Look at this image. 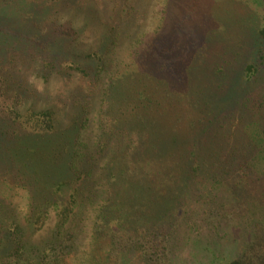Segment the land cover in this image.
Here are the masks:
<instances>
[{
  "label": "trees",
  "instance_id": "obj_1",
  "mask_svg": "<svg viewBox=\"0 0 264 264\" xmlns=\"http://www.w3.org/2000/svg\"><path fill=\"white\" fill-rule=\"evenodd\" d=\"M35 1L19 0L15 20L0 11V264H176L177 243L194 230L182 231L187 212L180 210L183 199L194 197L192 204L203 198L198 214L209 223L243 234L237 255L219 256L215 264H264V0L226 1L257 13L256 43L242 67L238 53L202 70H193L202 61L193 52L194 30L176 31L168 19L174 0H156L154 14L162 21L112 70L106 68L110 48L127 38L126 27L141 23L154 0ZM74 1L78 6L70 8ZM72 9L70 19H62ZM88 38L98 42L94 51L82 47ZM178 61L185 65L182 75ZM234 63L239 67L231 72ZM130 65L146 70L148 87L142 75L135 87L119 78ZM104 68L109 82L86 151L76 146L93 88L68 93L75 117L65 126L51 108L24 103L37 93L30 71L43 83L76 74L93 86ZM189 70L205 75L208 86L193 87L194 78L184 74ZM221 76L231 90L219 92ZM170 77L175 84L188 79V99L172 84L179 99L168 96L163 84ZM168 127L177 134L169 137ZM192 132L195 139L185 146ZM89 211L95 215L87 247L78 253V222ZM51 213L54 223L39 235Z\"/></svg>",
  "mask_w": 264,
  "mask_h": 264
},
{
  "label": "rangeland",
  "instance_id": "obj_2",
  "mask_svg": "<svg viewBox=\"0 0 264 264\" xmlns=\"http://www.w3.org/2000/svg\"><path fill=\"white\" fill-rule=\"evenodd\" d=\"M227 0H174L173 5L167 13L170 15L168 18L170 22L176 24L175 30L177 29L181 32H188L189 30H194V38L197 41V49L193 50L196 53L201 54V60L197 64L194 65L193 70H202L208 68V66H212V60H218L222 63L228 62L231 60L233 55H237L238 53H243L238 55L240 58V67L247 61L248 53L250 52V48L252 49L256 43L255 39L252 36L256 35L255 27V19L257 17V13L252 11L253 6L244 7L245 4L243 2H234L232 5H229ZM5 2L10 3V8L0 0V11L9 17L15 14V10L20 9L19 0H6ZM41 2L40 0L35 1V4ZM61 2L72 4L71 0H63ZM102 4H107L108 0H101ZM26 3V0H22V5ZM79 4V1H74L73 5H70V8H75ZM156 0L154 3L149 4L150 7L146 13L143 15L141 23L132 24L126 27L128 33L125 34L127 38H122L118 40L113 48H110L111 55L107 56V60L109 61L106 65V68H110L111 70L116 68L119 65H124L127 63L130 58V54L134 53L136 49H138V45L140 44V40L143 38L146 39L153 32V29L159 24L158 22L162 21L156 16L154 12L159 8L155 6ZM89 5V3H88ZM244 5V6H241ZM250 5H252L250 3ZM155 6V7H154ZM154 8V9H153ZM84 10V7H83ZM74 12V9L71 12L64 13L62 19H70V16ZM108 14V12H107ZM12 19V18H11ZM10 19V20H11ZM79 19L78 16L73 18V23L76 24V21ZM15 20V18H14ZM113 25V23H112ZM90 29L87 28V31ZM91 31V30H90ZM87 33V32H86ZM180 39H185L182 35ZM98 40V39H96ZM99 46L98 42L86 39V44H82V47L86 49L87 52L94 51V49ZM183 55V52H181ZM178 65L181 66L178 69V73L180 75L183 74V66L184 63L178 61ZM131 66V65H130ZM239 65L234 63L230 69L238 68ZM104 68L106 71L104 75L101 76V81L98 82L97 85L90 86L88 80L79 79L76 74L71 75V78L68 80L56 79V77L51 78L47 83H43L44 81L41 79H37L35 74L31 71L29 72V80L33 83V86L36 90V98H27L24 99V103L31 104L34 103V107L36 109L42 108H51L55 117L63 123V126L69 125L71 120H74V117L70 115V97L68 95L69 92H72L75 89L79 91H84L85 87H91L94 89L93 95L95 96L92 105L89 106L90 113L86 115V126L82 128L81 141H79L76 147L79 149H87L91 148V144L94 142L97 134V113H98V103L99 97L102 94L103 87L106 86L109 82V73L110 71ZM136 67H129V70H124L123 73L119 76L122 77L123 82L132 84L133 81H138L139 76L142 75L144 79V86H149L151 82V78L145 76L147 74L145 69L137 72L134 71ZM193 70H189L184 74L188 77L194 78L190 80V84L193 87L202 90L205 89L207 85V77L203 74L195 73ZM233 69L231 70V72ZM233 77V75H230ZM187 77V78H188ZM228 78V77H227ZM221 82L223 87L219 89V92H223L230 88L229 85L227 87V79L224 80L223 76L218 80ZM163 87L166 88L168 96L173 97L175 99H179V96H172V89L178 88L182 90L183 94L180 95V98L188 99V88H190L188 84V79L184 82L175 84L172 83V78L170 80H164ZM173 87H172V85ZM133 85V84H132ZM73 86V87H72ZM134 86V85H133ZM142 87L146 89V87ZM147 86V87H148ZM135 87V86H134ZM123 88V87H122ZM87 90V89H86ZM218 90V89H217ZM144 91V90H143ZM147 91V89H146ZM234 92V88L232 93ZM69 97V98H68ZM187 97V98H186ZM170 100V98H169ZM130 115H125L121 118H125ZM172 116H169L167 122H170ZM96 122V123H95ZM125 122V121H123ZM179 131V129H177ZM169 137L173 134H177L173 128L168 127ZM197 132V131H196ZM196 133L192 132L187 138H184V145L189 146L190 143L195 139ZM198 137V136H197ZM202 137H198L199 141H202ZM217 139V137H216ZM208 141V140H206ZM151 144L155 145L158 143V138H153L150 141ZM236 145L235 141H232ZM85 144V145H84ZM85 147V148H84ZM101 162V159L100 161ZM98 162V163H99ZM236 165V163H234ZM44 165V164H42ZM203 191H200L202 193ZM195 197L192 199V201ZM185 204L183 205L180 213L187 212L184 216V221L181 223L182 231L188 228L191 229L190 226H194V230L190 235L192 238L188 240L181 239L177 243V261L176 264H215V261L219 259V256L224 258H231L239 252L236 248V243H239L242 238V233H238V229L236 226H230L229 228L221 224L216 225L215 223H209V219H206L204 215L198 214L202 205H204L203 198H198V202L192 204V201L189 198L183 199ZM193 208V212L192 211ZM195 213V214H192ZM95 214H91V212L84 213L81 217V221L78 222L79 230L81 232V240L78 245V253L84 250L87 247L86 243L87 235L89 230L91 229V221ZM189 216V217H188ZM50 221L46 224L45 228L39 232L40 234H44L46 229L54 223L53 214H50ZM194 220H198V222H194ZM199 220L201 223H199ZM196 231H201L199 234V239L197 242H192L195 240ZM213 251V252H212ZM212 252V253H211ZM77 253V254H78ZM215 257V258H213ZM137 263V260L135 264Z\"/></svg>",
  "mask_w": 264,
  "mask_h": 264
}]
</instances>
